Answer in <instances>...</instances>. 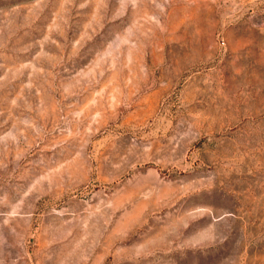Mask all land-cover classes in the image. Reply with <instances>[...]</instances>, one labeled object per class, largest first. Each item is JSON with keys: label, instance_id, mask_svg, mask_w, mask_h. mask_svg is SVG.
Returning <instances> with one entry per match:
<instances>
[{"label": "rangeland", "instance_id": "obj_1", "mask_svg": "<svg viewBox=\"0 0 264 264\" xmlns=\"http://www.w3.org/2000/svg\"><path fill=\"white\" fill-rule=\"evenodd\" d=\"M0 264H264V0H0Z\"/></svg>", "mask_w": 264, "mask_h": 264}]
</instances>
